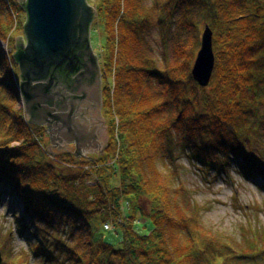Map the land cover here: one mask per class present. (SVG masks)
I'll use <instances>...</instances> for the list:
<instances>
[{
    "label": "trees",
    "instance_id": "trees-1",
    "mask_svg": "<svg viewBox=\"0 0 264 264\" xmlns=\"http://www.w3.org/2000/svg\"><path fill=\"white\" fill-rule=\"evenodd\" d=\"M7 1L0 0V14L3 6L9 9L0 16V39L12 46V12L21 14L20 22L23 13L16 0ZM89 2L102 28L98 56L110 137L105 152L52 157L40 127L15 110V97L1 124L10 125L0 136V185L11 184L41 223L33 254L41 264H264V236L238 243L205 225L179 164L188 152L208 170L227 171L235 162L249 180L264 174V0ZM178 14V39L158 60L148 34L159 24L171 28ZM206 26L214 33L216 67L202 88L191 71ZM0 59L7 64L1 83L16 89L11 54ZM128 196L152 222L149 234L136 230L134 215L123 219ZM119 219L123 249L94 239L95 228Z\"/></svg>",
    "mask_w": 264,
    "mask_h": 264
},
{
    "label": "rangeland",
    "instance_id": "rangeland-1",
    "mask_svg": "<svg viewBox=\"0 0 264 264\" xmlns=\"http://www.w3.org/2000/svg\"><path fill=\"white\" fill-rule=\"evenodd\" d=\"M16 1L21 8V1ZM87 1L90 4V0ZM154 1L155 0H145V5L152 6ZM7 3L9 2L7 1ZM5 6L2 8L0 16H6L8 14L7 12L9 9ZM20 15L21 14L12 12L14 24L12 26L13 31L11 35L15 37V39L21 34V31L18 30L21 29L22 25V21L20 22L18 20V18L20 19ZM180 18L181 16L178 14L174 18L176 20L171 28L166 29L159 24L148 34L149 43L151 47H153L155 56L158 60L162 61V54L166 49L168 52L173 50L174 44L178 39V20ZM21 19L25 21L24 14ZM92 25L91 46L94 53L99 55L100 48L102 47V28L98 27L96 19ZM204 28L205 27L201 30L200 47ZM165 34L166 37L164 39ZM13 49L14 45L9 46L7 41L0 39V54H3V56L11 54L12 56ZM6 67L7 64L0 65V136L6 135L5 132L10 125L7 124L4 125V127L1 125L3 124L2 121L5 119V108H9L7 106L9 103L12 105V98H17V94L19 93L17 92L18 89H10L8 88V84L1 83L7 80L5 77L7 76L5 73ZM16 74L17 77L20 78L18 69L16 70ZM16 74H14V76H16ZM15 84L17 83L15 82ZM68 97L72 99L74 94L70 92ZM78 97L79 99L75 100L74 106L71 104L68 105L63 113L69 114L70 117L73 118L75 122L73 126L74 129H80V126L85 128L84 130L80 129L81 135H79L81 139L80 144L84 147L86 146L83 153H87L90 156L97 154L99 151L103 153L102 150L106 148L110 137L109 130L107 136L106 131L108 128L105 127L106 122L103 123L105 119L101 96L99 99L100 104L97 103L96 106L92 105V101L89 98L82 102V100H80V95H78ZM19 108L24 114L26 123L32 125L28 123L30 116L27 114L26 107H24L21 97L15 105V110ZM32 126L40 127L38 130L36 128L34 129L35 131L37 130L40 140L44 143L45 151L52 157L60 153H70L76 156V145L72 143H76V140L69 141V143L74 146H71V151L74 152H62L63 150H61L60 147L67 146L68 142L61 143L54 135L52 136V141H50L45 127H41L43 125L38 124ZM260 126L262 138L259 150L264 153V114ZM260 151L255 150V154L259 156ZM76 157L80 158L78 156ZM179 164L182 166V183L189 190L193 202L202 209L203 221L208 228L229 235L238 243L245 241V239L255 240L256 238L259 239L261 236H264V174L258 175L259 177L256 178V181L249 180L241 173L235 162L229 165L227 171L219 173L216 172L217 170L214 168L208 170L206 167H203L201 164L191 159L188 152L182 154ZM111 182L114 186H119L120 179L119 177H114ZM17 192L18 191H15L11 184L2 183L0 185L1 264H41L39 262L41 259L32 252V248L35 247L38 242H41L42 236L40 235L39 229L41 223L32 218L25 201L19 197ZM125 201L131 203V206H127V208L123 209V219H126L127 216L134 215L136 218V230L142 235L149 234L153 229V224L150 219L144 217L140 211L136 210L138 200L134 196H128ZM121 222V219L115 223L111 221L112 229L110 231H106L103 227L95 228L94 239H102L113 245L117 250L123 249L125 245L123 236L124 227L120 224Z\"/></svg>",
    "mask_w": 264,
    "mask_h": 264
},
{
    "label": "water",
    "instance_id": "water-1",
    "mask_svg": "<svg viewBox=\"0 0 264 264\" xmlns=\"http://www.w3.org/2000/svg\"><path fill=\"white\" fill-rule=\"evenodd\" d=\"M20 1L28 16L25 26L28 47H23L15 58L20 64L21 97L30 116L28 123L48 126L51 135L55 137H63L69 130L71 138L76 139V156H86L83 153L86 146L80 144L79 138L80 129L85 128L80 126V129H74L73 118L65 113L63 115L68 119L67 126L59 124L56 116L63 113L68 106L55 108L52 104V108H48L50 91L45 83L52 68L65 70L66 66H70V74H75L85 62H89L85 78L98 82L96 77H102L98 56L91 46L90 27L97 17V11L87 0ZM215 67L214 33L206 26L202 34L201 48L191 71L193 80L200 87L207 88L213 79ZM92 91L94 96H98L99 103L100 87L95 85ZM56 95L60 98L64 93H54L52 98Z\"/></svg>",
    "mask_w": 264,
    "mask_h": 264
},
{
    "label": "flooded vegetation",
    "instance_id": "flooded-vegetation-1",
    "mask_svg": "<svg viewBox=\"0 0 264 264\" xmlns=\"http://www.w3.org/2000/svg\"><path fill=\"white\" fill-rule=\"evenodd\" d=\"M21 12L25 15V21L23 19H21V21L23 23L21 29H19L21 31V34H19L15 39L14 49H13V53H12V58L16 64V66H17L16 70L18 69L20 72V78H18V77H17V79L15 78V82L17 83L16 84V87H17L16 90L18 89L17 92H19L17 94V100L18 99L20 100V97H21V86H20V84H21V71H20V64L16 61L15 55H17L23 47H25V48L28 47V41H27L26 33H25V26L27 24L28 16L22 7H21ZM92 24L90 27L91 33H92V26H93ZM23 37H24V40H22ZM88 63L89 62L83 63L82 66L77 71V73H75V74H70V70H72V68L70 66H66L65 70L52 68V70L49 74L48 80L45 83L46 88L50 91L48 108H52V104H53V107H55V108H60L63 105H65V107H67L70 104L73 106L76 102L75 100L79 99L78 95H80V100H82V102H84L85 99L89 98L92 101V105L96 106V104L98 103V96L97 97L94 96V93L92 91L93 87L95 85H98V87H100V91H101L100 96H101L102 105H103V100H104L103 99L104 98V96H103L104 95L103 94V77L98 75L99 77H96L98 82H94V81H91V79H89V78H85L84 74H85L86 67H87ZM98 63L100 65L99 56H98ZM101 75H102V71H101ZM70 92L74 94V97L72 99L68 97V94ZM54 93L55 94L56 93H64V95H62L60 98L57 97L59 95L53 96V98H52V95ZM19 94H20V97H19ZM100 96H99V99H100ZM21 99H22V97H21ZM63 114L64 113H61L58 116H56V119L60 121L59 124L64 125L66 127L67 126L66 124H68L67 118ZM105 122H106V120H105ZM41 127H45L47 136H48L49 140L52 141V135H51L50 128H48V126H41ZM105 127L108 128L107 123H105ZM108 130H109V128L106 131L107 136H108ZM58 137H56V138L58 140H60L61 143H64V142L69 143L68 140L72 139L71 135L69 133V130H67L65 132V135L63 137H60V136H58ZM72 140H76V139H72ZM68 143H67V146L60 147L61 150H63L62 152H67V151L68 152H74V151H71V146L74 147L73 144L77 145V143L72 142L73 144L69 143L70 145ZM108 145H109V140L107 143V147H108ZM97 154H102V153H100V151H99ZM97 154H94V155H97Z\"/></svg>",
    "mask_w": 264,
    "mask_h": 264
},
{
    "label": "built area",
    "instance_id": "built-area-1",
    "mask_svg": "<svg viewBox=\"0 0 264 264\" xmlns=\"http://www.w3.org/2000/svg\"><path fill=\"white\" fill-rule=\"evenodd\" d=\"M105 228H106V230H110L111 229V226L110 225H107Z\"/></svg>",
    "mask_w": 264,
    "mask_h": 264
}]
</instances>
